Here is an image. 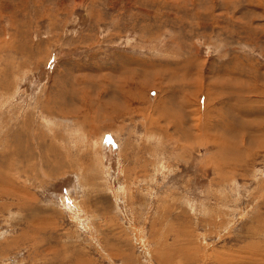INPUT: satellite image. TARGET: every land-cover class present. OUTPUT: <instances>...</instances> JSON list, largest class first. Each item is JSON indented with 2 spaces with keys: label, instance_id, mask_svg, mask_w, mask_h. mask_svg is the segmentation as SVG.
<instances>
[{
  "label": "rangeland",
  "instance_id": "rangeland-1",
  "mask_svg": "<svg viewBox=\"0 0 264 264\" xmlns=\"http://www.w3.org/2000/svg\"><path fill=\"white\" fill-rule=\"evenodd\" d=\"M0 264H264V0H0Z\"/></svg>",
  "mask_w": 264,
  "mask_h": 264
}]
</instances>
